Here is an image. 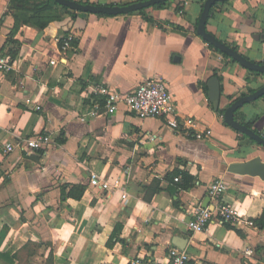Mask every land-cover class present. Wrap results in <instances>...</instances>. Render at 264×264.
Instances as JSON below:
<instances>
[{"label":"crops","instance_id":"obj_1","mask_svg":"<svg viewBox=\"0 0 264 264\" xmlns=\"http://www.w3.org/2000/svg\"><path fill=\"white\" fill-rule=\"evenodd\" d=\"M205 1L167 0L144 8V17L140 10L105 15L66 11L54 0H0V55L12 63L0 71V252L13 264H42V257L43 264H128L135 256L165 264L177 244L187 264H264V228L256 224L264 180L228 172L233 163L264 162V147L219 113L264 86V75L223 57L196 33ZM214 5L206 31L264 65V0ZM39 21L50 22L41 29ZM68 34L76 44L64 51L58 40ZM212 77L217 109L208 96ZM146 79L166 83L177 129L165 117L140 119L123 104L113 114H87L90 86L127 94ZM238 110L246 122L257 117L251 129L264 137V96ZM37 135L50 136L46 150L17 146ZM8 143L14 148L6 152ZM90 173L122 184L112 192L94 188ZM218 177L228 183L223 200L242 220L193 232V209L214 206L207 189ZM247 248L254 250L249 258Z\"/></svg>","mask_w":264,"mask_h":264},{"label":"built area","instance_id":"obj_2","mask_svg":"<svg viewBox=\"0 0 264 264\" xmlns=\"http://www.w3.org/2000/svg\"><path fill=\"white\" fill-rule=\"evenodd\" d=\"M182 12V10H180ZM74 36L66 35L60 41L62 50L67 51L71 48ZM12 63L8 56L0 55V71L11 68ZM88 97L91 106L88 115H109L113 114L118 107L123 104L127 111L133 113L140 119L149 117H165L168 125L172 129H177V112L172 97L168 91L166 83L161 79H146L140 83L132 92L121 94L111 86L95 84L89 87ZM37 110L39 106L35 107ZM223 118V115H220ZM210 134V131H207ZM155 139V137H150ZM52 143L49 135H37L33 138L24 139L18 142L17 146L23 152L28 150H46ZM12 144L5 145V151H12ZM177 181L178 178H175ZM90 185L94 188L107 192H112L121 186V181L117 178L110 180L101 179L99 175L90 173ZM208 195L215 200L212 208L197 205L193 209V218L188 222V228L193 232L205 231L212 223L220 225L228 222L231 224L239 223L242 220V213L232 204L223 200V195L228 191V183L222 177L211 181L208 185ZM248 225H253V221H246ZM246 258L253 256L254 250L247 248L244 252ZM189 260L187 252L177 247L168 250L167 262L165 264H187ZM128 264H159L151 259L135 256Z\"/></svg>","mask_w":264,"mask_h":264},{"label":"water","instance_id":"obj_3","mask_svg":"<svg viewBox=\"0 0 264 264\" xmlns=\"http://www.w3.org/2000/svg\"><path fill=\"white\" fill-rule=\"evenodd\" d=\"M58 5L67 7L74 11L79 12H88L93 14H105V15H120V14H127L133 11H138L150 6H154L159 3H164L167 0H142L137 1L128 5L122 6H106V5H92V4H81L72 0H54ZM226 0H206L203 4L202 11L200 17L198 19L196 33L208 44L213 46L216 50L221 53L226 54L232 60L238 62L242 67L254 71L264 75V65L257 64L242 54H240L237 50H234L227 44L221 42L212 34L206 31L205 25L210 14V10L213 5L217 2H223ZM208 96L210 101L213 104L214 109L218 108L219 104V86L218 80L216 77H212L208 83ZM264 96V86L258 88L254 92L247 94L245 96H241L235 101L231 102L228 107H226L223 113V120L225 124L230 126L233 130L240 132L243 135H246L248 138L255 141L257 144L264 147V137L259 135L258 133L254 132L252 129H249L245 125L241 124L234 118V113L236 110L241 108L246 103H250L255 101L256 99ZM228 172L239 174V175H248L253 174L259 176L261 179L264 180V162L260 159L256 158L251 161L247 162H238L233 163L228 167ZM180 249L184 248V245L177 244Z\"/></svg>","mask_w":264,"mask_h":264},{"label":"trees","instance_id":"obj_4","mask_svg":"<svg viewBox=\"0 0 264 264\" xmlns=\"http://www.w3.org/2000/svg\"><path fill=\"white\" fill-rule=\"evenodd\" d=\"M217 4V3H216ZM215 4V5H216ZM163 5H165V3H159V4H156L155 6H154V8H157V7H161V6H163ZM214 5V6H215ZM43 7V9H45L46 8V5H43L42 6ZM62 8L64 9V10H68L66 7H63L62 6ZM145 10V9H144ZM144 10L142 9V10H140V11H138L141 15H143L144 17H145V15L143 14V12H144ZM75 15H76V13H72V17H75ZM49 22L50 21H39L38 23H37V26L39 27V28H41V29H44V28H46L47 26H48V24H49ZM59 43H60V41H59ZM76 44V40H74L73 39V41H72V46L73 45H75ZM208 46L210 47V48H212V49H214L215 51H217V52H219L218 50H216L215 48H213V46H211L210 44H208ZM234 50H236V48L235 47H232ZM223 57H225V58H229L226 54H224V53H221V52H219ZM250 92H253L252 90H247V92H245V93H242L241 95H240V97L241 96H245L247 93H250ZM223 111H219V113H220V115H223V113H222ZM234 118H235V120H237L238 122H240L241 124H243V125H245L246 127H248V128H250L251 129V127H252V124H253V122L255 121V119L257 118V117H254L252 120H250V121H248V122H246L245 121V119H244V117H243V115L239 112V110H237V111H235V113H234ZM246 137V136H245ZM250 142H252V143H254L255 141H253L252 139H250V138H247ZM61 142V141H60ZM42 150H38V152H41ZM82 193V192H81ZM80 193V194H81ZM256 224H257V226H258V228H260V229H262V228H264V211H263V213H262V215L260 216V218L256 221ZM231 228H234V230L237 232V233H239L240 235H241V233H240V231L237 229V228H235V227H231ZM42 245H44V243H42ZM263 247H258V248H256V253H258L259 254V252L261 251V249H262ZM11 254L9 253V252H0V261H3V262H6L7 264H13V258L14 257H12V256H10ZM49 257H50V259H51V256L49 255Z\"/></svg>","mask_w":264,"mask_h":264},{"label":"rangeland","instance_id":"obj_5","mask_svg":"<svg viewBox=\"0 0 264 264\" xmlns=\"http://www.w3.org/2000/svg\"><path fill=\"white\" fill-rule=\"evenodd\" d=\"M44 254H43V252H42V256H43ZM42 264H43V257H42Z\"/></svg>","mask_w":264,"mask_h":264}]
</instances>
